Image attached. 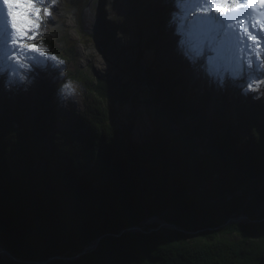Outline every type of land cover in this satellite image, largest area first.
Returning a JSON list of instances; mask_svg holds the SVG:
<instances>
[{
  "label": "trees",
  "instance_id": "obj_1",
  "mask_svg": "<svg viewBox=\"0 0 264 264\" xmlns=\"http://www.w3.org/2000/svg\"><path fill=\"white\" fill-rule=\"evenodd\" d=\"M164 1L138 2L140 27L152 32L170 9ZM163 38L160 29L144 44L154 52L145 102L156 130L140 143L125 141L129 127H117L114 115L117 102L136 107L139 94L93 82L70 41L44 39L65 71L41 97L17 94L0 113V246L20 259L0 255V264H264L262 105L231 107L222 95L204 112L200 73L167 58ZM74 78L92 100L78 124L57 129L41 104ZM240 215L248 221L232 220ZM151 216L184 230L140 224Z\"/></svg>",
  "mask_w": 264,
  "mask_h": 264
},
{
  "label": "rangeland",
  "instance_id": "obj_2",
  "mask_svg": "<svg viewBox=\"0 0 264 264\" xmlns=\"http://www.w3.org/2000/svg\"><path fill=\"white\" fill-rule=\"evenodd\" d=\"M139 1L36 0L35 6L40 9L39 19L36 18L34 11L23 8V12L29 13L32 24H39L38 28L33 27L34 29H30L23 37V41L29 45L27 54L39 55L32 50V46L40 47L46 56L54 57L55 61H46L43 68H33L28 79L23 82L17 79L9 83L7 75H0V92L4 94L7 101L0 100V113L7 105L14 103V97L17 94L22 96L23 102L32 101L34 98L41 97L48 87H52L54 78L62 76L66 68L65 61L58 58L51 48L44 45L45 38L61 36L64 40L70 41V47L74 49L77 67L87 78L93 82L97 79L113 81L118 87L139 94V102L136 107L131 102L122 104L117 102L114 105L117 127L122 130H124V126L129 127L125 141L140 143L149 137L156 130L153 109L145 102L150 96V86L146 83V77L153 74L150 64L154 59V52L146 48L144 44L152 32L154 34L160 29L164 34L165 41V31L170 33V26L172 24L175 26L173 22L167 23L165 15L169 12L173 16L177 9L174 0H165L164 3L170 9H167V12L163 14L162 20L156 21L151 32L148 24L140 27L137 14ZM45 10L49 14H45ZM90 15L92 16L91 20H89ZM170 35H172L170 36L172 39L175 37V40L173 46L165 41L166 57L173 62L188 63L194 66L195 63H192L178 46L176 32L174 31ZM260 45L264 48V39ZM12 55L21 57L23 62L24 58L19 51ZM204 59L205 57L202 56L197 60V62L201 61L198 69L207 75L205 97H208V104L203 107L204 112L214 111V104H216L214 100L222 95L231 107L242 100L246 107L253 105L254 102L260 103L264 111V75L254 81L252 88H248L245 79L242 78L234 80L225 76L221 82L210 77L204 70L202 66L205 63ZM261 59H264V53L261 54ZM66 85L67 88H65ZM54 89V102L46 105L42 103L41 108L45 111L49 105V111L57 118L54 121L57 129L74 127L78 124L89 99L92 100L91 96L89 99L86 97L85 84L81 79L74 78L63 82ZM51 116L52 114H49L48 118ZM262 120H264V116H262ZM239 152L240 149L236 151V154L239 155ZM7 158L18 170L17 156L10 153ZM260 213L264 214V202ZM153 222L150 220L143 225Z\"/></svg>",
  "mask_w": 264,
  "mask_h": 264
},
{
  "label": "snow or ice",
  "instance_id": "obj_3",
  "mask_svg": "<svg viewBox=\"0 0 264 264\" xmlns=\"http://www.w3.org/2000/svg\"><path fill=\"white\" fill-rule=\"evenodd\" d=\"M174 3L177 11L172 21L183 54L192 63L204 56L202 66L210 77L221 82L225 76L242 78L252 88L254 81L264 75L261 59L264 48L257 42V35L249 31V25L253 30L257 25L264 29V0H174ZM35 4L36 0H0V75H7L9 83L17 79L23 82L33 68H43L46 61H55L40 47L32 46L39 55L27 54L29 45L23 37L39 24H32L29 13H14L13 9H30L39 19L40 9ZM45 14H49L47 10ZM13 50L22 54L23 62L21 57L12 55Z\"/></svg>",
  "mask_w": 264,
  "mask_h": 264
},
{
  "label": "water",
  "instance_id": "obj_4",
  "mask_svg": "<svg viewBox=\"0 0 264 264\" xmlns=\"http://www.w3.org/2000/svg\"><path fill=\"white\" fill-rule=\"evenodd\" d=\"M150 220H153L154 222H157L159 223L160 226L162 227H167V228H179V229H182L184 230L182 227L178 226V225H173V224H170V223H167L165 220L161 219V218H158L157 216H151V217H146L144 218L140 224H144L146 223L147 221H150ZM232 220H241V221H248V218L245 216V215H240V216H237V217H234ZM137 225L133 226L132 228H136ZM97 242H98V239L90 246H86L85 247V250L88 249V248H93L97 245ZM0 255H6L7 257H9L11 260L13 261H20L19 258L13 256L7 249H5L4 247L0 246ZM42 262H45V261H42Z\"/></svg>",
  "mask_w": 264,
  "mask_h": 264
},
{
  "label": "bare ground",
  "instance_id": "obj_5",
  "mask_svg": "<svg viewBox=\"0 0 264 264\" xmlns=\"http://www.w3.org/2000/svg\"><path fill=\"white\" fill-rule=\"evenodd\" d=\"M49 8V7H48ZM32 13V12H31ZM19 18V17H18ZM28 18L30 19L31 17L30 16H28ZM92 19V16L90 15V18H89V20H91ZM32 21V20H31ZM33 23V22H32ZM175 26H173V24L171 25V27H170V29H171V31H170V33H167V35H168V37H169V40H170V44L173 46V42H174V40H175V37L172 39L170 36H172V35H170L172 32H174L175 31V29H173ZM31 29H34L33 27L31 28ZM164 30V29H163ZM167 30V29H166ZM174 30V31H173ZM165 32H167V31H165ZM176 32V31H175ZM175 34V33H174ZM166 40V39H165ZM206 55H211V53H205ZM205 60V59H204ZM200 64H201V61L200 62H197V63H195V65L194 66H197V68L198 67H200ZM203 77H204V85L206 84V82H207V75L206 74H203ZM205 87H206V85H205Z\"/></svg>",
  "mask_w": 264,
  "mask_h": 264
}]
</instances>
